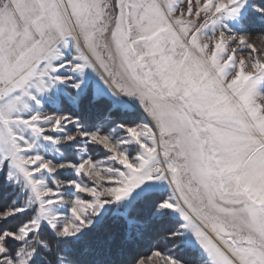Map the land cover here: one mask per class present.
I'll use <instances>...</instances> for the list:
<instances>
[{
	"label": "snow or ice",
	"instance_id": "obj_1",
	"mask_svg": "<svg viewBox=\"0 0 264 264\" xmlns=\"http://www.w3.org/2000/svg\"><path fill=\"white\" fill-rule=\"evenodd\" d=\"M256 26L264 0H0V264H264Z\"/></svg>",
	"mask_w": 264,
	"mask_h": 264
},
{
	"label": "trees",
	"instance_id": "obj_2",
	"mask_svg": "<svg viewBox=\"0 0 264 264\" xmlns=\"http://www.w3.org/2000/svg\"><path fill=\"white\" fill-rule=\"evenodd\" d=\"M259 27V26H256ZM254 27L251 31L254 32L257 28ZM4 189H0V197H3L4 195ZM4 203V199L0 198V204ZM149 247H159L162 251L166 252L171 245L167 244L165 241L160 240V239H153L150 244H145L144 248L142 249L143 251H147ZM181 255H184L186 257H191L192 252L190 249H185L181 250ZM180 254V252H179Z\"/></svg>",
	"mask_w": 264,
	"mask_h": 264
},
{
	"label": "rangeland",
	"instance_id": "obj_3",
	"mask_svg": "<svg viewBox=\"0 0 264 264\" xmlns=\"http://www.w3.org/2000/svg\"><path fill=\"white\" fill-rule=\"evenodd\" d=\"M257 29L252 32V36L250 37L251 41L254 42L257 47H264V36H261L260 33V28L256 27ZM185 250V249H182Z\"/></svg>",
	"mask_w": 264,
	"mask_h": 264
},
{
	"label": "flooded vegetation",
	"instance_id": "obj_4",
	"mask_svg": "<svg viewBox=\"0 0 264 264\" xmlns=\"http://www.w3.org/2000/svg\"><path fill=\"white\" fill-rule=\"evenodd\" d=\"M181 250H182V249H181ZM181 250H180V254H181V252H182Z\"/></svg>",
	"mask_w": 264,
	"mask_h": 264
}]
</instances>
